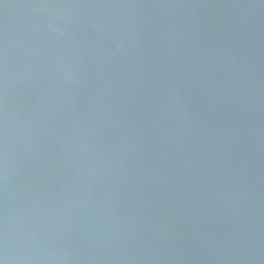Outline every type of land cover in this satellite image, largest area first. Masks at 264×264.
I'll return each mask as SVG.
<instances>
[{"label":"water","instance_id":"1","mask_svg":"<svg viewBox=\"0 0 264 264\" xmlns=\"http://www.w3.org/2000/svg\"><path fill=\"white\" fill-rule=\"evenodd\" d=\"M3 264H264V0H0Z\"/></svg>","mask_w":264,"mask_h":264},{"label":"snow or ice","instance_id":"2","mask_svg":"<svg viewBox=\"0 0 264 264\" xmlns=\"http://www.w3.org/2000/svg\"><path fill=\"white\" fill-rule=\"evenodd\" d=\"M0 264H3V261L2 260H0Z\"/></svg>","mask_w":264,"mask_h":264}]
</instances>
